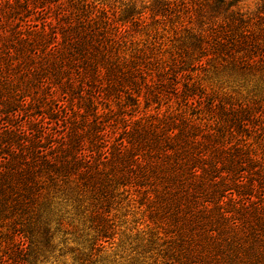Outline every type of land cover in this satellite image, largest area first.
I'll return each mask as SVG.
<instances>
[{
    "label": "trees",
    "instance_id": "1",
    "mask_svg": "<svg viewBox=\"0 0 264 264\" xmlns=\"http://www.w3.org/2000/svg\"><path fill=\"white\" fill-rule=\"evenodd\" d=\"M3 4L0 264H264V2Z\"/></svg>",
    "mask_w": 264,
    "mask_h": 264
},
{
    "label": "rangeland",
    "instance_id": "2",
    "mask_svg": "<svg viewBox=\"0 0 264 264\" xmlns=\"http://www.w3.org/2000/svg\"><path fill=\"white\" fill-rule=\"evenodd\" d=\"M153 1V0H150ZM182 1V0H179ZM264 2V0H242V6L246 9V10H256L257 7L259 5H261ZM4 9V4H3V0H0V13L3 11ZM0 31L2 27H8L9 29L12 28V24H5L4 20L1 19V14H0ZM243 86V87H242ZM223 87L225 88V90L231 89V90H236L242 93V95L244 97H248L249 98V94L248 91L250 90V87L248 86L247 83L244 82V80L242 81H238V82H227L225 81ZM55 244H56V249L55 252L52 256H50L49 260H47L45 263L43 264H73V257L72 255L69 254H64V252L66 251V248H70V247H76V245L74 243H72L71 241H69L68 243L64 242V239L62 238V236H58L55 239Z\"/></svg>",
    "mask_w": 264,
    "mask_h": 264
}]
</instances>
